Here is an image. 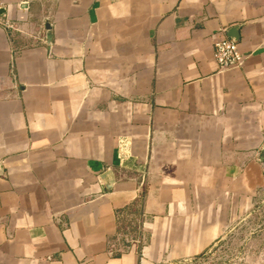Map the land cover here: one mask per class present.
Masks as SVG:
<instances>
[{
	"label": "crops",
	"instance_id": "1",
	"mask_svg": "<svg viewBox=\"0 0 264 264\" xmlns=\"http://www.w3.org/2000/svg\"><path fill=\"white\" fill-rule=\"evenodd\" d=\"M0 21V264H189L264 191V0H0ZM233 28L245 63L221 71Z\"/></svg>",
	"mask_w": 264,
	"mask_h": 264
},
{
	"label": "rangeland",
	"instance_id": "2",
	"mask_svg": "<svg viewBox=\"0 0 264 264\" xmlns=\"http://www.w3.org/2000/svg\"><path fill=\"white\" fill-rule=\"evenodd\" d=\"M239 213L222 239L189 264H264V191Z\"/></svg>",
	"mask_w": 264,
	"mask_h": 264
},
{
	"label": "built area",
	"instance_id": "3",
	"mask_svg": "<svg viewBox=\"0 0 264 264\" xmlns=\"http://www.w3.org/2000/svg\"><path fill=\"white\" fill-rule=\"evenodd\" d=\"M9 27L8 24L0 26ZM214 57L221 71L240 69L244 66L245 59L238 42L227 38L224 34H219L214 41ZM128 241V238L125 239Z\"/></svg>",
	"mask_w": 264,
	"mask_h": 264
},
{
	"label": "water",
	"instance_id": "4",
	"mask_svg": "<svg viewBox=\"0 0 264 264\" xmlns=\"http://www.w3.org/2000/svg\"><path fill=\"white\" fill-rule=\"evenodd\" d=\"M47 31H48V35L46 36V37H48V40L50 41L51 40V38H52V36H51V34H50V27H49V25H47ZM229 37H230V39H232V40H234V41H236V42H238L239 41V31H238V28H233V29H231L230 30V32H229ZM109 176H111V173L110 172H108L107 174H106V176L105 177H109ZM106 179V178H105ZM111 183H112V181H110ZM109 182V183H110ZM110 186V185H109ZM108 186V187H109Z\"/></svg>",
	"mask_w": 264,
	"mask_h": 264
}]
</instances>
